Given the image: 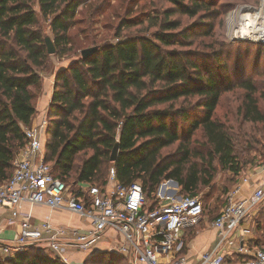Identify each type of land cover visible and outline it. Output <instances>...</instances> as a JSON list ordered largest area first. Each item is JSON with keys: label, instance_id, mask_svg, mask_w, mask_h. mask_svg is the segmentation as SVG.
<instances>
[{"label": "trees", "instance_id": "obj_1", "mask_svg": "<svg viewBox=\"0 0 264 264\" xmlns=\"http://www.w3.org/2000/svg\"><path fill=\"white\" fill-rule=\"evenodd\" d=\"M86 1L0 0V184L12 176L15 157L27 142L25 128L34 125L44 90L43 72L51 66V56L71 53L72 26L84 19L95 22L109 5L106 0L91 3L85 14L76 18ZM165 1L170 6L154 4L153 9L136 15L130 6L126 16L115 12L118 23L113 35L94 45L98 49L93 55L78 57L55 74L47 108L45 161L73 189H79V182L105 185L114 167L120 183L141 181L153 200L163 179L176 180L182 195L195 196L202 186L211 184L209 172L215 160L231 172L233 186L244 164L223 120L227 113L218 114L223 95L232 90L243 91L234 113L257 128L262 126L257 131L264 134V103H259L264 101V86L260 88L261 83L245 76L241 68L238 80H232L223 57L229 43L212 47L209 56L214 64L201 61L199 52L191 49L194 32L207 27L206 19L217 16L216 1ZM38 13L49 21L54 54L48 52V35ZM211 24L202 34H213ZM123 27L140 31L126 36ZM246 43L264 52V43L237 42ZM198 129L204 140L198 145L204 149L191 147ZM117 143V159L112 161ZM174 145H178L175 151L163 154ZM193 158L202 160L205 167ZM204 208L206 214L207 203ZM99 262L123 264L125 258L101 251L83 264ZM0 264L65 263L33 244L15 256L0 257Z\"/></svg>", "mask_w": 264, "mask_h": 264}, {"label": "built area", "instance_id": "obj_2", "mask_svg": "<svg viewBox=\"0 0 264 264\" xmlns=\"http://www.w3.org/2000/svg\"><path fill=\"white\" fill-rule=\"evenodd\" d=\"M241 34L254 38L249 33ZM242 36L241 40L257 42ZM258 41L264 43V39ZM47 125L45 111L36 125L25 128L27 142L15 161L13 174L0 184V208L10 209L20 221L16 237L2 246L3 254L15 256L25 247L45 242L65 264H82L66 256L68 245L88 252L109 238L113 242L110 251L128 258L129 264H190L186 256L177 254L183 233L199 226L204 219L205 208L199 195L180 194L178 186L172 184L176 182L170 180L160 183L150 203L142 184L120 183L114 167L110 168L105 185L87 183L73 189L45 161ZM247 185L249 189L245 191ZM23 202L67 209L83 217L88 227L65 228L49 221L34 225L29 214L18 210ZM263 204L264 165H261L244 172L229 189L223 207L212 221L217 229V245L202 253L197 264H226L225 249L231 235ZM234 253L244 257L243 264H264V245L242 243Z\"/></svg>", "mask_w": 264, "mask_h": 264}, {"label": "rangeland", "instance_id": "obj_3", "mask_svg": "<svg viewBox=\"0 0 264 264\" xmlns=\"http://www.w3.org/2000/svg\"><path fill=\"white\" fill-rule=\"evenodd\" d=\"M102 0H87L83 3L76 14V18H81L84 11L92 3H100ZM109 2V5H106L102 12L97 16L95 22H90L88 19L81 20L79 23L72 26L70 31V36L72 37L73 50L66 56L58 57L55 55L51 56V66H49L46 71L43 72V76L47 78H55L56 72L62 68L69 65L72 61L81 57V50L84 48H89L94 45L103 43L114 33V28H116L118 19L116 18L115 12L119 11L120 15L126 16L127 8L130 6V9H133V15L138 14L145 9H153L156 4L158 8L168 7L170 4L165 0H106ZM216 9L218 10L217 16L213 20H207L205 23H208L207 27L213 25V34L211 36L202 34L207 30V27L200 28L197 32H194L193 39L195 37L194 44L191 46V49H194L199 52L201 61H207L211 64H214V60L209 56V53L212 49L218 48L221 43L227 41L229 43L226 48V54L223 56L225 61L228 63V75L232 77V80L236 82L238 79V68L244 69L245 76L254 78L255 81L261 83L262 88L264 86V52L261 53L257 50V46L251 44H242L238 45L237 42H248V40H241V31L239 30L241 25V20L243 19L244 8H249L252 14L261 7L262 0H215ZM38 8V6L36 7ZM40 17V25L43 29V32L54 38L49 21H46L38 13ZM184 21H189V24L192 20H187L183 17ZM113 27V28H112ZM123 33L126 36H133L136 32L140 31L138 27H123ZM153 31V30H151ZM245 38L246 36H242ZM245 39H252L259 43L258 38L247 37ZM252 42V41H251ZM249 45H251L249 47ZM222 74V73H221ZM259 90L261 91L262 89ZM236 90V89H235ZM239 93L243 91L236 90L232 92H226L223 95V102L218 114L222 116L227 113L226 120L223 119L227 125L230 127L231 133L234 138L235 143V152L239 156V160L244 164V167L241 171L240 176L244 172L251 171L261 165H264V134L258 133V129H261L262 126L257 128L255 125L247 123L241 119L238 115L234 113V107L239 103L238 96ZM261 106H263L264 101L259 100ZM42 112L39 113V116L36 117L34 125L41 119ZM203 136L200 129L196 130L193 133L191 147L192 148H201L198 143L203 142ZM178 145H174L163 152L164 155L172 153ZM196 162L198 161L200 165L205 167V164L202 160L193 158ZM208 170V168H206ZM209 171V170H208ZM212 174V182L208 186H202L198 191L199 195L203 201L204 206H206V216L212 218L217 213L220 212L221 208L224 205L225 196L227 195L229 189L232 187L233 175L230 171L225 170L221 167L218 160L214 161V166L212 171L209 172ZM203 177L207 178L209 175H204ZM174 181L172 183L175 186H178L180 190L181 186L174 179H163L162 183H169V181ZM139 182V181H138ZM141 183V181H140ZM159 187V186H158ZM157 187V188H158ZM155 193V192H154ZM181 194V193H180ZM153 194L149 195L148 201L153 202ZM251 219L252 225L256 228L258 242L264 245V204L259 206L254 210V213L249 217ZM49 252V251H48ZM113 253L112 251H109ZM51 253V252H49ZM52 254V253H51ZM117 255V254H115ZM7 256L3 254L0 257ZM56 257V255H54ZM125 258V263L129 264L128 258ZM98 264H102L99 262Z\"/></svg>", "mask_w": 264, "mask_h": 264}, {"label": "crops", "instance_id": "obj_4", "mask_svg": "<svg viewBox=\"0 0 264 264\" xmlns=\"http://www.w3.org/2000/svg\"><path fill=\"white\" fill-rule=\"evenodd\" d=\"M43 82L44 90L37 102L38 112L36 117L39 116L40 112H42V115L45 111L47 112V108L53 96L54 78L44 77ZM20 154L21 149L18 151L15 157L14 166L15 161L19 159ZM254 176L255 178H257L259 175ZM84 184L87 183L79 182L76 185L80 187L84 186ZM244 189L245 191H247L249 189V185L245 186ZM18 210L22 214H29L31 216V222L34 225H42L45 221H49L56 226L65 228L88 227L87 222L83 217L72 213L67 209H51L46 205H32L28 202H23L19 206ZM217 215L212 218H208V216H206V214L204 213V219L199 226L188 229L183 233L180 242L181 248L180 251H178L177 257L186 256L190 264H197L202 253L206 252L207 250H212L216 247L218 242L217 229L212 226V221ZM19 230V219L13 217L10 209L0 208V256L3 255L1 249L2 246L5 244H9L16 237ZM242 243L257 246L263 245L262 243H258L257 231L256 228L252 225L250 218L245 221L243 225L231 235L228 245L225 249L226 264H243L244 257L234 253L235 248ZM37 246L47 252L49 251L52 253V251L48 248L47 243L45 242H42ZM112 246L113 242H111L109 238L98 242L95 247L88 252L76 250L71 245H68L66 256L71 261L83 264L86 258L101 251L109 252ZM52 255L54 256L53 253Z\"/></svg>", "mask_w": 264, "mask_h": 264}, {"label": "bare ground", "instance_id": "obj_5", "mask_svg": "<svg viewBox=\"0 0 264 264\" xmlns=\"http://www.w3.org/2000/svg\"><path fill=\"white\" fill-rule=\"evenodd\" d=\"M243 19L241 20L242 27L239 29L244 34L249 33L258 40L264 39V0L262 5L258 8L254 14L250 12V9H243ZM248 35V34H247Z\"/></svg>", "mask_w": 264, "mask_h": 264}, {"label": "water", "instance_id": "obj_6", "mask_svg": "<svg viewBox=\"0 0 264 264\" xmlns=\"http://www.w3.org/2000/svg\"><path fill=\"white\" fill-rule=\"evenodd\" d=\"M46 44L48 47V52L50 54H54L56 52V47L54 45L53 40L51 39V37H46ZM98 49V46H92L89 48H85L83 50H81V56L82 58H88L91 55H93L95 53V51ZM118 150H119V145L118 143L115 145L112 155H111V160L115 161L117 159V154H118Z\"/></svg>", "mask_w": 264, "mask_h": 264}]
</instances>
